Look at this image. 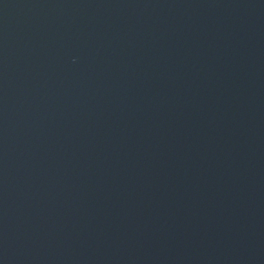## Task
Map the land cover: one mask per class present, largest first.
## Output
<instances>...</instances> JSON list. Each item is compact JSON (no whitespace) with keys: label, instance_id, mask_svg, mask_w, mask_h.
I'll list each match as a JSON object with an SVG mask.
<instances>
[{"label":"water","instance_id":"water-1","mask_svg":"<svg viewBox=\"0 0 264 264\" xmlns=\"http://www.w3.org/2000/svg\"><path fill=\"white\" fill-rule=\"evenodd\" d=\"M0 264H264V0H0Z\"/></svg>","mask_w":264,"mask_h":264}]
</instances>
